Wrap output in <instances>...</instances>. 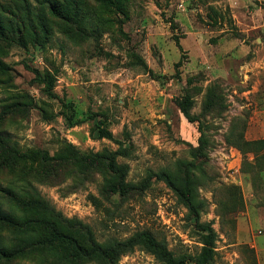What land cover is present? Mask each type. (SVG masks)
Returning <instances> with one entry per match:
<instances>
[{"label": "rangeland", "instance_id": "obj_1", "mask_svg": "<svg viewBox=\"0 0 264 264\" xmlns=\"http://www.w3.org/2000/svg\"><path fill=\"white\" fill-rule=\"evenodd\" d=\"M15 1L23 2L0 0V10ZM126 5L123 15L83 0L93 19L87 22L100 30L76 41L47 13V38H28L26 46L2 42L8 69L0 73V131L24 152L128 148L119 161L129 165L134 182L190 167L204 201L197 218L156 176L149 189L127 199L102 192L101 172L83 176L71 164L26 178L66 217L91 225L100 241L149 230L176 258L195 264L203 224L217 235L215 264H264V161L228 141L232 131L264 139V0ZM186 100L190 118L181 105ZM14 101L17 109L5 113ZM97 126L115 139L94 137ZM202 130L208 143L197 152ZM16 181L0 169L1 184ZM117 264L159 263L136 248Z\"/></svg>", "mask_w": 264, "mask_h": 264}, {"label": "trees", "instance_id": "obj_2", "mask_svg": "<svg viewBox=\"0 0 264 264\" xmlns=\"http://www.w3.org/2000/svg\"><path fill=\"white\" fill-rule=\"evenodd\" d=\"M22 1L21 6L15 1L13 7L0 10V46L2 42L26 46L28 38L32 41L47 38V13L50 22L55 20L60 23L62 32L74 41L78 37L88 36V32L96 34L100 30V26L94 22H87L93 19L87 18L83 12V0H35L39 7L36 5L34 8L28 0ZM94 1L107 9L108 13L127 15L125 7L128 0ZM34 21L37 26L33 24ZM7 69L0 59V73H5ZM48 81L50 89V77ZM189 103L186 100V104L183 102L181 105L190 118ZM17 107L14 101L6 106L5 113ZM4 117V113L0 114V124L4 122ZM68 119L72 124L78 122L73 121L71 116ZM92 135L96 138L115 139L113 133L102 126L94 127ZM200 141L197 152L208 143L203 130ZM228 141L244 153L253 152L258 162L264 161V139L248 140L244 135L232 131ZM126 155L128 148L83 153L70 145L54 155L37 150L24 152L10 144L6 133L0 131V169L17 175L16 183L6 186L0 183V264H23L24 260L34 264H117L123 255L136 248L152 254L159 264H189L172 255L167 243L149 230L137 231L125 239L108 238L100 241L91 225L77 218L66 217L26 178L29 173L53 175L58 168L71 164L76 173L83 176L101 172L104 176L102 192L107 197L118 194L127 199L149 189L151 178L156 176L175 191L191 216H200L204 201L199 197L197 180L190 173V167L184 172L163 169L134 182L129 179V165L119 161L120 156ZM198 225L203 231V246L194 262L215 264L216 232L211 226Z\"/></svg>", "mask_w": 264, "mask_h": 264}]
</instances>
